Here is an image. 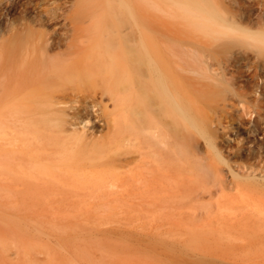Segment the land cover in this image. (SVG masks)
<instances>
[{
  "label": "bare ground",
  "instance_id": "6f19581e",
  "mask_svg": "<svg viewBox=\"0 0 264 264\" xmlns=\"http://www.w3.org/2000/svg\"><path fill=\"white\" fill-rule=\"evenodd\" d=\"M248 30H264V0H0V168L37 178L45 200L88 195L158 220L203 219L241 186L264 195L217 131L264 138Z\"/></svg>",
  "mask_w": 264,
  "mask_h": 264
},
{
  "label": "rangeland",
  "instance_id": "374dc122",
  "mask_svg": "<svg viewBox=\"0 0 264 264\" xmlns=\"http://www.w3.org/2000/svg\"><path fill=\"white\" fill-rule=\"evenodd\" d=\"M260 112L258 121L263 124L264 109ZM240 126L237 132L218 125L229 163L232 169L245 175H239L241 178L264 179L263 134L255 138L246 125ZM237 152L243 157H236ZM249 153L253 154L252 158H248ZM224 167L228 179L232 178L235 171L228 165ZM10 172L0 168V264H257L264 261V242L260 241L264 236V195L251 187L241 186L236 193L225 190L224 195L218 196L223 199L220 206L211 208L209 217L158 220L141 215L125 204L94 201L88 195L70 197L63 192L45 200L35 191V186L39 188L34 182L37 178L29 177L28 173ZM4 181L14 186L3 190ZM22 184L30 189L22 191ZM78 186L86 184L77 182L68 187L88 194L89 189Z\"/></svg>",
  "mask_w": 264,
  "mask_h": 264
},
{
  "label": "clouds",
  "instance_id": "9594fccd",
  "mask_svg": "<svg viewBox=\"0 0 264 264\" xmlns=\"http://www.w3.org/2000/svg\"><path fill=\"white\" fill-rule=\"evenodd\" d=\"M242 28V26H240ZM223 31L225 33H232V34H235L237 32L240 31V28H237V27H234L230 24L228 25H225ZM248 35V39L250 41V45H251V48L250 50L258 53V54H262L264 55V43H259V42H255V41H252V37H254L255 35L259 34V35H264V30H248V33H246Z\"/></svg>",
  "mask_w": 264,
  "mask_h": 264
}]
</instances>
